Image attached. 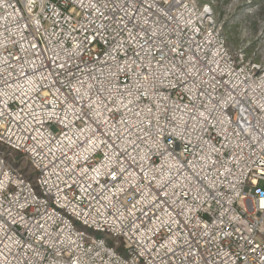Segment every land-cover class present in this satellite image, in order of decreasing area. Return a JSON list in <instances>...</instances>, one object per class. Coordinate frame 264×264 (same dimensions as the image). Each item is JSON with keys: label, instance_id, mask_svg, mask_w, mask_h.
<instances>
[{"label": "built area", "instance_id": "built-area-1", "mask_svg": "<svg viewBox=\"0 0 264 264\" xmlns=\"http://www.w3.org/2000/svg\"><path fill=\"white\" fill-rule=\"evenodd\" d=\"M102 2L0 0V264H264V64L208 4Z\"/></svg>", "mask_w": 264, "mask_h": 264}, {"label": "rangeland", "instance_id": "rangeland-1", "mask_svg": "<svg viewBox=\"0 0 264 264\" xmlns=\"http://www.w3.org/2000/svg\"><path fill=\"white\" fill-rule=\"evenodd\" d=\"M197 1L211 7L234 54H243L245 60L264 64V0ZM9 161L32 176L30 165L21 154L12 152Z\"/></svg>", "mask_w": 264, "mask_h": 264}, {"label": "snow or ice", "instance_id": "snow-or-ice-1", "mask_svg": "<svg viewBox=\"0 0 264 264\" xmlns=\"http://www.w3.org/2000/svg\"><path fill=\"white\" fill-rule=\"evenodd\" d=\"M96 2L97 3H100L101 4V7H107V5L106 4H104L103 2H102V0H96ZM94 5H92V4H90L89 5V7H93ZM97 14L101 17V18H103V12H101L100 11V9L98 8L97 9ZM110 23H111V21H110ZM100 28H106V25H103V24H101L100 26H99ZM92 40H95V39H97V35H93L92 36V38H91ZM88 40V37H85V41H87ZM82 43H84V42H82ZM169 50L170 51H174V48H169ZM161 55L163 56L164 55V51H163V48H161ZM182 67H184L183 65H182ZM178 71V70H177ZM192 75H195V73H193V72H191V71H188L187 72V74H186V76L184 77L185 79H187L189 76H192ZM145 79H147V77H145ZM198 106L196 105V103H195V101H193V108L195 109V108H197ZM199 115L200 116H202V117H204V113H199ZM204 119L205 120H207V117H204ZM61 259H64V264H75V261L71 258V256H69V257H67V258H64L63 256H61L60 257Z\"/></svg>", "mask_w": 264, "mask_h": 264}]
</instances>
